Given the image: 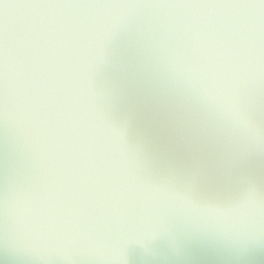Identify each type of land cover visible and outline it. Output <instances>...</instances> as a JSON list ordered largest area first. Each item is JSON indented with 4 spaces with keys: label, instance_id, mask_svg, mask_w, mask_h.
I'll return each mask as SVG.
<instances>
[{
    "label": "water",
    "instance_id": "95a60500",
    "mask_svg": "<svg viewBox=\"0 0 264 264\" xmlns=\"http://www.w3.org/2000/svg\"><path fill=\"white\" fill-rule=\"evenodd\" d=\"M0 264H264V0H0Z\"/></svg>",
    "mask_w": 264,
    "mask_h": 264
}]
</instances>
